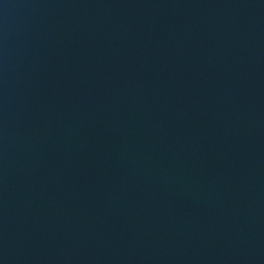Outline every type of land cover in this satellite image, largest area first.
Wrapping results in <instances>:
<instances>
[{
  "label": "water",
  "instance_id": "95a60500",
  "mask_svg": "<svg viewBox=\"0 0 264 264\" xmlns=\"http://www.w3.org/2000/svg\"><path fill=\"white\" fill-rule=\"evenodd\" d=\"M0 264H264V0H0Z\"/></svg>",
  "mask_w": 264,
  "mask_h": 264
}]
</instances>
